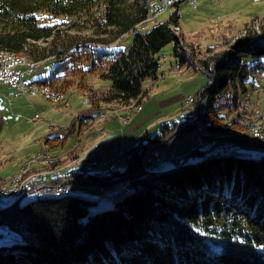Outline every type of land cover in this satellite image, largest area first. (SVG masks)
Here are the masks:
<instances>
[{"label":"trees","instance_id":"16d2710c","mask_svg":"<svg viewBox=\"0 0 264 264\" xmlns=\"http://www.w3.org/2000/svg\"><path fill=\"white\" fill-rule=\"evenodd\" d=\"M97 4L103 7L94 23L98 37L70 43V53L60 48L37 50L38 43L48 44L57 37L56 24L41 23L42 12L71 18ZM150 15L148 0H0V51L35 63L51 57L73 61L74 65L62 62V76L36 82L59 91L69 78H78V90L86 93L87 84H81L100 70L99 79L109 84L86 93L94 100L89 110L98 112L91 115L88 110L79 116L82 133L89 126L88 118L101 115L102 104L139 103L143 82L158 79L157 55L167 44L174 43V56L180 64L185 62L187 56L173 30L177 12L146 32L137 31ZM129 32L133 39L128 52L110 53L100 47L108 42L100 37L109 34L113 42ZM256 33L248 35L247 39L254 40L249 47H234L240 49L237 58L224 51L213 59L210 72L214 78L202 91V98L208 95L209 102L202 112L201 130L215 136L216 145L264 150V145L232 137L249 135L250 126L226 120L236 103L230 97H242L249 75L264 70V25L255 40ZM85 61H91V67H85ZM177 128L183 133L193 125L181 123ZM74 133L73 124L63 134L45 137L43 144L55 148ZM203 152L197 147L192 153L201 155L200 161L189 162L188 155L173 168L157 173L149 169V162L144 166L153 155L148 145L131 144L124 171L109 176L124 178L128 191L111 209L98 213L89 214L90 202L68 194L39 196L1 209L0 226L16 242L0 245V264H264V156H204ZM66 179L55 176L44 183L53 187Z\"/></svg>","mask_w":264,"mask_h":264},{"label":"rangeland","instance_id":"374dc122","mask_svg":"<svg viewBox=\"0 0 264 264\" xmlns=\"http://www.w3.org/2000/svg\"><path fill=\"white\" fill-rule=\"evenodd\" d=\"M167 1L166 8L156 16L151 14L149 21L138 25L136 29L146 32L155 24L166 21L169 15L176 11L178 23L174 25L173 30L178 40L180 39V45L187 57L185 62L180 64V60L173 54L174 43L163 47L157 55L160 59L158 79H146L143 82L144 95L139 103L132 102L129 106L116 102L102 104L101 115L94 119L88 118L87 130L80 133L79 116L91 111L89 108L94 102L86 93H92V89H106L109 84L108 81L99 79L100 70L96 71V74L95 71L91 73L81 84H87L88 88L84 87L87 89L86 93L78 90V78H69L61 88L63 94L61 90H55L62 94V98L55 103L39 95L30 99L17 98L13 88L12 91L6 92V96L0 94V187L7 186L17 175L19 168L32 157L46 154L50 161L47 164L32 163L31 170L45 171L54 166L53 169L58 170L56 175L62 180L67 178L72 181L65 187L66 194L90 202L88 211L93 214L111 209L116 200L125 194L127 181L121 177L110 181L113 177L109 176L124 171L126 153L131 142L135 141L130 142L132 138L140 135L136 142L148 145L153 153L147 157L149 169L157 173L173 168L179 163L175 164L176 161H183L188 155L189 162H198L203 158L192 153V146H187L190 143L188 135L194 134L195 127L179 133L177 126L180 127L181 123H191V115L184 112L185 110L200 105L202 112H205L209 96L202 98V91L214 78V74L210 72L213 59L224 51L233 57L239 54L240 49L237 51L238 48L234 47H249L253 44L254 40L247 39L248 35L257 32L255 40L259 38L260 27L264 25V0H198L197 7L191 5L188 0ZM102 10V5L97 4L89 11L71 18L54 17L42 12L41 23L56 24L57 37L54 41L49 40L48 44L38 43L37 50L45 47L55 51L60 48L59 50L68 49L66 52L70 53L69 47L72 44L98 37L94 23L101 17ZM100 38L108 41L107 45L100 46L106 51L126 53L130 49L133 33H126L113 42L109 34ZM63 61L67 64L73 63L66 57L47 58L39 61L27 77L32 82H41L52 76H62L65 72L62 68ZM83 65L91 67L92 62L85 61ZM245 86L246 92L242 97H230L232 102L236 103L230 106L231 113L226 120L235 119L242 127L250 126L248 134L252 135L251 130L254 128L252 129L251 123L256 117L264 114V70L251 73ZM89 88H92L91 91ZM188 97L193 98V104L188 103ZM242 107H247V110ZM97 112L91 111L90 114ZM221 113L225 114L224 111ZM174 117L177 121L173 120ZM73 124L74 135H70L62 145L48 149L43 144L45 137L55 135L59 131L65 133L67 127ZM201 124L202 120L200 135L205 136ZM234 136L239 137L232 135ZM197 137L196 134V139ZM181 141L182 144L178 145ZM203 144L205 147L199 145L198 149L204 150L203 155H206L209 143L203 141ZM236 154L256 159L264 156V150L240 148ZM58 155L60 159H54ZM57 160L60 161L55 163ZM95 175L106 179L95 181L92 178ZM73 177L77 178L74 182ZM104 180L110 182L103 184ZM1 190L4 189L0 188ZM37 197L35 193L19 198L6 195L0 201V210L10 208L14 203L24 205ZM14 242L16 239L12 233L6 227L0 226V245H10Z\"/></svg>","mask_w":264,"mask_h":264},{"label":"bare ground","instance_id":"6f19581e","mask_svg":"<svg viewBox=\"0 0 264 264\" xmlns=\"http://www.w3.org/2000/svg\"><path fill=\"white\" fill-rule=\"evenodd\" d=\"M167 2H168L167 0H148V7L150 10V13L154 16L158 15L164 8H166ZM188 2L191 5H194L195 7H197V5L194 3L195 0H188ZM158 8H161V10H157ZM4 64H6L8 66H16V65H22V64L28 65V66H37V63L30 61L24 57H18L15 54L0 51V65H4ZM33 86L34 87H29V90H24V97L32 98L34 96L39 95V96L45 98L48 96L49 99H54V101L52 103H55L62 98L61 92H59V93L56 92L48 84L33 82ZM263 115L264 114L256 117L255 121L261 120ZM201 116H202V110L200 109V120L198 122V130H200ZM252 129H253V131L251 130L252 135L239 136L238 138L242 141L257 143L260 145L262 143L264 145V128L252 126ZM214 137L215 136H210V138H214ZM237 151H238L237 149H229L228 152H217V153H213V154H207L206 156H226V155H231V154L233 155V154H236ZM39 156L48 157L46 154H40ZM147 162L148 161L146 159L145 163L147 164ZM32 163H34V164H39V163L47 164L48 161H46L44 159H35V160L29 161L26 164H24L22 168H19L17 175H16V179H15L16 196H23V188H29V184H33V175L35 174L36 171L30 172V171H32L31 167H30V165ZM57 171L58 170H54V169H46L45 174H44V177L46 179H44L41 182L36 184L37 189L43 190V189L48 188V187L51 188L50 185H48L47 183H44V182L55 177ZM74 181H76V180H73V182ZM9 182L11 183V180ZM10 183L7 186L3 185L0 187V188L4 189V190L0 191V197H2L4 193L8 192V188H10ZM71 183H72V181L65 180L64 182H62V184H59L62 186V188L64 190L63 194H66L65 187ZM55 186H57V185H55ZM51 193H52L51 191H48L43 196H59V195H56L54 193H52V194ZM63 194H60V195H63ZM39 196L40 195H38V197Z\"/></svg>","mask_w":264,"mask_h":264},{"label":"built area","instance_id":"2783aa9c","mask_svg":"<svg viewBox=\"0 0 264 264\" xmlns=\"http://www.w3.org/2000/svg\"><path fill=\"white\" fill-rule=\"evenodd\" d=\"M220 1V0H218ZM196 5H198V0H195L194 2ZM157 10H161V8H158ZM20 67L26 68V69H22ZM36 66H28V65H16V66H8L6 64L4 65H0V89L2 88V86L6 85L9 86L11 88L14 89L15 91V96L17 98H24V90H29V87H34L33 86V82L31 80L28 79V75L32 72V70L35 68ZM26 99H30V98H26ZM46 100L53 102L54 99H49L48 96L45 97ZM187 101L189 104H193L194 100L192 97H188ZM195 108V109H194ZM193 109H187L184 112L189 113L191 115V124L193 125V127H195V133L197 134L198 138L200 137V130H198V122L200 120V105L199 107H195L194 106ZM173 120H176V118L174 117ZM251 126H257L260 128H264V115L261 118V120L258 121H254L251 123ZM213 139V138H211ZM212 143H214V140L212 141ZM261 145H263L261 143ZM229 149H237L239 150V147L235 144L233 145H215V147H213L211 149V151H209L207 154H213V153H217V152H228ZM35 159H44L46 161H50L49 157H32L30 159V161L35 160ZM23 165L20 167L22 168ZM45 171H36L35 174L33 175V184H29V188H23V196L29 194V193H35L37 195L40 194H46L48 191H51L52 193L56 194V195H60L64 193V190L62 188L61 185H57L54 187H48L45 188L43 190L41 189H37L36 184L41 182L42 180L46 179L44 177ZM118 177H113L112 180L117 179ZM15 179L16 176L11 180L10 183V188H8V192L4 193L2 197H0V201L2 200V198L6 195H12L14 197H22V196H16V188H15Z\"/></svg>","mask_w":264,"mask_h":264},{"label":"crops","instance_id":"0c3cea01","mask_svg":"<svg viewBox=\"0 0 264 264\" xmlns=\"http://www.w3.org/2000/svg\"><path fill=\"white\" fill-rule=\"evenodd\" d=\"M4 89V90H3ZM8 90H10V91H12V88L11 87H9V86H3L2 87V89L0 90V94L2 95V96H6L7 95V91ZM99 120V119H98ZM160 120H162V119H159V121ZM177 121V120H176ZM128 122H130V120L128 121ZM128 122H126V123H128ZM71 127V126H70ZM70 127H67V128H70ZM92 128V127H91ZM87 130V129H86ZM86 130H84V131H86ZM102 131H100V133H101ZM194 132V131H193ZM54 134V133H53ZM55 134H63V132L62 131H59V132H56ZM188 135V134H187ZM140 135H138V136H136V137H134V138H132L131 140H130V142L131 141H133V140H135V141H133V142H131V144L132 143H134V142H136V140H137V138L139 137ZM188 136H190V143H188V147L189 146H192L193 148L196 146V142H197V139H196V134H195V132H194V134H190V135H188ZM126 144V143H125ZM130 144V145H131ZM180 144H182V141L181 142H179L178 143V145H180ZM129 145V146H130ZM43 146V145H42ZM176 147V146H175ZM60 155H58V156H55L54 157V159H60V157H59ZM52 158V157H51ZM179 161H176L175 162V164L176 163H178ZM175 166V165H174ZM64 167V166H63ZM63 167H61V168H63ZM61 168H59V169H61ZM57 170V169H56ZM153 171V170H152ZM55 176H58V175H55ZM66 180H69V179H66ZM128 191V189H125V192H127Z\"/></svg>","mask_w":264,"mask_h":264},{"label":"water","instance_id":"95a60500","mask_svg":"<svg viewBox=\"0 0 264 264\" xmlns=\"http://www.w3.org/2000/svg\"><path fill=\"white\" fill-rule=\"evenodd\" d=\"M197 140H198L199 143L196 144L194 149L197 148L199 145L205 147L204 144H203V141H207L209 143V147L207 148L208 152L211 151V149L213 147H215V145H216L215 143H212L213 139H211L210 136H208V135H205V136L200 135V137ZM207 153H206V155H207ZM206 155H204V156H206ZM179 162H181V161H179ZM145 165H146V163L144 164V166ZM110 181H112V179H110Z\"/></svg>","mask_w":264,"mask_h":264}]
</instances>
